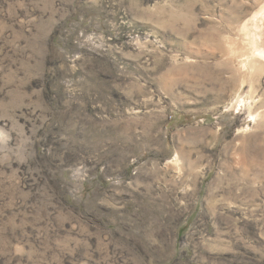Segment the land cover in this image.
<instances>
[{
  "label": "rangeland",
  "instance_id": "obj_1",
  "mask_svg": "<svg viewBox=\"0 0 264 264\" xmlns=\"http://www.w3.org/2000/svg\"><path fill=\"white\" fill-rule=\"evenodd\" d=\"M263 4L0 0V264H264Z\"/></svg>",
  "mask_w": 264,
  "mask_h": 264
},
{
  "label": "bare ground",
  "instance_id": "obj_2",
  "mask_svg": "<svg viewBox=\"0 0 264 264\" xmlns=\"http://www.w3.org/2000/svg\"><path fill=\"white\" fill-rule=\"evenodd\" d=\"M242 28L249 39L246 51L255 63L254 71L264 74V4L258 5L257 10L243 23ZM251 72L253 73L252 69ZM256 118L257 116H253V119Z\"/></svg>",
  "mask_w": 264,
  "mask_h": 264
}]
</instances>
